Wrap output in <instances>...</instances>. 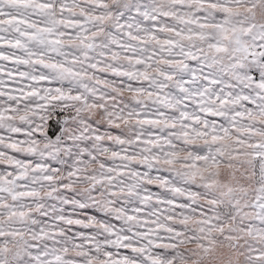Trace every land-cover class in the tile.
Listing matches in <instances>:
<instances>
[{
    "label": "snow or ice",
    "instance_id": "obj_1",
    "mask_svg": "<svg viewBox=\"0 0 264 264\" xmlns=\"http://www.w3.org/2000/svg\"><path fill=\"white\" fill-rule=\"evenodd\" d=\"M0 264H264V0H0Z\"/></svg>",
    "mask_w": 264,
    "mask_h": 264
}]
</instances>
